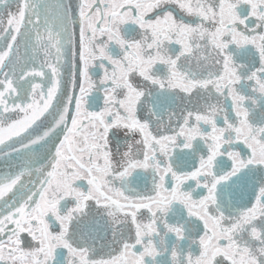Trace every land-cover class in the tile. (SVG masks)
I'll return each instance as SVG.
<instances>
[{
	"label": "snow or ice",
	"instance_id": "snow-or-ice-1",
	"mask_svg": "<svg viewBox=\"0 0 264 264\" xmlns=\"http://www.w3.org/2000/svg\"><path fill=\"white\" fill-rule=\"evenodd\" d=\"M0 264H264V0H0Z\"/></svg>",
	"mask_w": 264,
	"mask_h": 264
}]
</instances>
